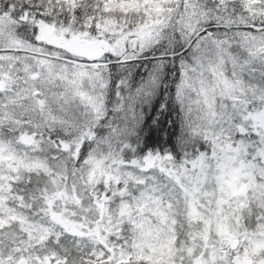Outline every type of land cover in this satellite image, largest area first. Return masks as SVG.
<instances>
[{"label":"snow or ice","instance_id":"6c2138e0","mask_svg":"<svg viewBox=\"0 0 264 264\" xmlns=\"http://www.w3.org/2000/svg\"><path fill=\"white\" fill-rule=\"evenodd\" d=\"M0 264H264V0H0Z\"/></svg>","mask_w":264,"mask_h":264}]
</instances>
